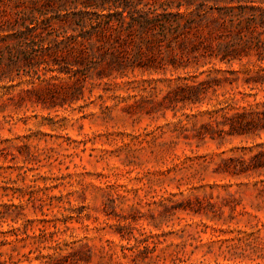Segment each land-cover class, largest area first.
Here are the masks:
<instances>
[{
    "label": "rangeland",
    "instance_id": "374dc122",
    "mask_svg": "<svg viewBox=\"0 0 264 264\" xmlns=\"http://www.w3.org/2000/svg\"><path fill=\"white\" fill-rule=\"evenodd\" d=\"M208 62L94 75L62 106L64 86L52 106L27 76L0 82V264H264V167L251 166L264 126L229 134L226 121L264 111V85L241 82L256 67L233 63L239 82L199 103L165 98L231 78Z\"/></svg>",
    "mask_w": 264,
    "mask_h": 264
},
{
    "label": "trees",
    "instance_id": "16d2710c",
    "mask_svg": "<svg viewBox=\"0 0 264 264\" xmlns=\"http://www.w3.org/2000/svg\"><path fill=\"white\" fill-rule=\"evenodd\" d=\"M200 59L227 65L231 78L177 85L165 97L169 103H199L206 89L237 84L235 62L246 74L256 67L243 84L264 85V0H0V82H13L12 71L29 77L26 93L36 103L57 104L61 86L67 90L58 104L75 102L94 75H165ZM62 76L71 84L57 81ZM226 121L229 134H247L263 128L264 111ZM251 166L263 168L264 160Z\"/></svg>",
    "mask_w": 264,
    "mask_h": 264
}]
</instances>
